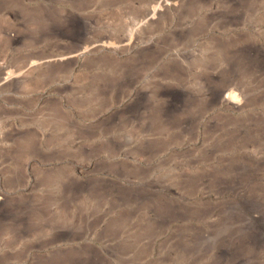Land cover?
<instances>
[{"label":"rangeland","instance_id":"1","mask_svg":"<svg viewBox=\"0 0 264 264\" xmlns=\"http://www.w3.org/2000/svg\"><path fill=\"white\" fill-rule=\"evenodd\" d=\"M0 196V264H264V0H0Z\"/></svg>","mask_w":264,"mask_h":264},{"label":"bare ground","instance_id":"2","mask_svg":"<svg viewBox=\"0 0 264 264\" xmlns=\"http://www.w3.org/2000/svg\"><path fill=\"white\" fill-rule=\"evenodd\" d=\"M73 21V20H72ZM71 21V22H72ZM74 23V22H73ZM257 63L255 62V61H252L251 62V64L250 65H256ZM33 66L35 65L34 63L32 64ZM33 68H36V67H33ZM227 91L225 90V88H223V89H221V90H215L214 91V98L216 99V100H218V99H222L223 97L225 98V96H227V93H226ZM181 98V97H180ZM167 112V111H166ZM94 192V191H93ZM3 201H4V199H3V197L2 196H0V223L2 222V221H6L8 218V215L7 214H9V211H7L6 210V208L4 209L2 206V204H3ZM8 208V207H7ZM17 210V209H16ZM18 210H19V208H18ZM29 210V209H28ZM27 213H29V212H27ZM18 214V213H17ZM21 214V213H20ZM22 215V214H21ZM18 215H16V217H17ZM162 217V216H161ZM17 219V218H16ZM8 220H11L12 221V219H8ZM7 220V221H8ZM28 220V219H27ZM14 221V220H13ZM23 221V220H22ZM16 222V221H15ZM40 222H38V224H39ZM8 224H10V223H8ZM15 224V223H14ZM21 224V223H20ZM20 224H18V225H20ZM27 224H29V222L27 223ZM51 224V223H50ZM16 225V224H15ZM41 225H43L42 223H41ZM40 225V226H41ZM25 226V225H24ZM30 226V225H29ZM11 227H13L12 226V224H11ZM45 227V226H44ZM14 229H15V227H13ZM19 228V227H18ZM21 228V227H20ZM40 228V227H39ZM41 228H42V226H41ZM17 229V228H16ZM15 229V230H16ZM23 229V228H22ZM10 230H11V228H10ZM12 231V230H11ZM256 242H259L260 240H259V238L257 237V236H254V238H253ZM93 254V253H92ZM97 254V253H96ZM224 256H226V252L224 253ZM241 256V255H240ZM240 256H235V255H232V258L234 259V261H235V263L236 264H242V262H241V260H238V259H241V257ZM100 257V256H99ZM227 257V256H226ZM86 258H87V256H86ZM80 259V258H79ZM85 259V258H84ZM92 259V258H91ZM98 259V258H97ZM227 259V258H226ZM96 260V259H95ZM99 260H100V258H99ZM98 260V261H99ZM82 261V260H81ZM87 262H88V259H87ZM100 263V262H99Z\"/></svg>","mask_w":264,"mask_h":264}]
</instances>
